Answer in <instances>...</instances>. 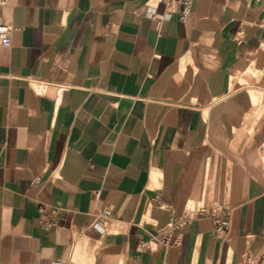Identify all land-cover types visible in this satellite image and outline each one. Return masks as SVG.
<instances>
[{
    "label": "crops",
    "instance_id": "0c3cea01",
    "mask_svg": "<svg viewBox=\"0 0 264 264\" xmlns=\"http://www.w3.org/2000/svg\"><path fill=\"white\" fill-rule=\"evenodd\" d=\"M156 1L0 5V264H264V7Z\"/></svg>",
    "mask_w": 264,
    "mask_h": 264
},
{
    "label": "built area",
    "instance_id": "2783aa9c",
    "mask_svg": "<svg viewBox=\"0 0 264 264\" xmlns=\"http://www.w3.org/2000/svg\"><path fill=\"white\" fill-rule=\"evenodd\" d=\"M162 2L164 3L166 6L170 7L172 12L174 9V6H176L179 3L183 4V9L180 11V13L178 14V18L181 21H185L187 14H188V10H189V5H190V1L189 0H158L156 2ZM258 2H260L262 4V6L264 7V0H256ZM4 2V0H0V5ZM10 27L4 24H0V46L6 47L9 46L11 43V38H10ZM258 73L259 75L264 78V60L263 62H261L259 68H258ZM39 211L42 212L43 208L39 207ZM111 214V211L109 208H103L99 214L95 217L94 222L92 224V226L94 228H102L104 222L109 218ZM185 223L184 219H177L174 221H170L168 222L166 229L170 230L173 228H177L182 226ZM47 222L43 221L42 225H46ZM226 229V222L225 221H220L218 223H216L215 226V232L217 234L224 232ZM164 241L166 242V239H164ZM51 264H67L65 262H61V261H53L51 262ZM244 264H252L250 261H246Z\"/></svg>",
    "mask_w": 264,
    "mask_h": 264
},
{
    "label": "rangeland",
    "instance_id": "374dc122",
    "mask_svg": "<svg viewBox=\"0 0 264 264\" xmlns=\"http://www.w3.org/2000/svg\"><path fill=\"white\" fill-rule=\"evenodd\" d=\"M255 65H257V64L255 63ZM258 68H259V65H257V66H253V71H254V73H255L253 79H254L256 82H258V83H264V78H262V77L259 75V73H258Z\"/></svg>",
    "mask_w": 264,
    "mask_h": 264
}]
</instances>
